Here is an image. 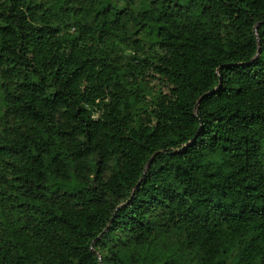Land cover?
<instances>
[{"label": "trees", "instance_id": "1", "mask_svg": "<svg viewBox=\"0 0 264 264\" xmlns=\"http://www.w3.org/2000/svg\"><path fill=\"white\" fill-rule=\"evenodd\" d=\"M134 4L0 0V264H264V0Z\"/></svg>", "mask_w": 264, "mask_h": 264}, {"label": "rangeland", "instance_id": "2", "mask_svg": "<svg viewBox=\"0 0 264 264\" xmlns=\"http://www.w3.org/2000/svg\"><path fill=\"white\" fill-rule=\"evenodd\" d=\"M153 2V0H135V4L133 5V7L136 9V10H141V9H149L150 7V4ZM177 2L181 3V4H187L188 0H177ZM125 6V4H118V7L119 8H123ZM142 39L145 43H148L149 42V37L144 35L142 36ZM147 89L148 90H153V94L152 95H155L157 94L160 89H164V87H162L158 81H151L149 84H147ZM155 90V91H154ZM165 91V89H164ZM149 91H146L145 93V96H146V102L152 97V95H150ZM66 189L68 190H71V187H64L62 190L63 191H66Z\"/></svg>", "mask_w": 264, "mask_h": 264}, {"label": "water", "instance_id": "3", "mask_svg": "<svg viewBox=\"0 0 264 264\" xmlns=\"http://www.w3.org/2000/svg\"><path fill=\"white\" fill-rule=\"evenodd\" d=\"M197 109H198V106L196 107V111H197ZM150 164H151V162H149L147 168L150 167Z\"/></svg>", "mask_w": 264, "mask_h": 264}]
</instances>
